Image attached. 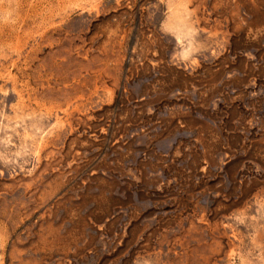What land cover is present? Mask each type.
Masks as SVG:
<instances>
[{
  "label": "rangeland",
  "instance_id": "1",
  "mask_svg": "<svg viewBox=\"0 0 264 264\" xmlns=\"http://www.w3.org/2000/svg\"><path fill=\"white\" fill-rule=\"evenodd\" d=\"M0 264H264V0H0Z\"/></svg>",
  "mask_w": 264,
  "mask_h": 264
},
{
  "label": "crops",
  "instance_id": "2",
  "mask_svg": "<svg viewBox=\"0 0 264 264\" xmlns=\"http://www.w3.org/2000/svg\"><path fill=\"white\" fill-rule=\"evenodd\" d=\"M216 0H213V2H215Z\"/></svg>",
  "mask_w": 264,
  "mask_h": 264
}]
</instances>
